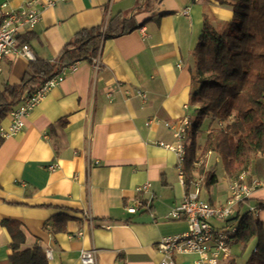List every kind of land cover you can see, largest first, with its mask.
Segmentation results:
<instances>
[{
  "label": "crops",
  "instance_id": "crops-1",
  "mask_svg": "<svg viewBox=\"0 0 264 264\" xmlns=\"http://www.w3.org/2000/svg\"><path fill=\"white\" fill-rule=\"evenodd\" d=\"M28 1L0 0V5L18 9ZM134 6L135 0H55L17 40L26 38L34 57L52 60L81 29L102 25ZM185 7L188 15L182 13ZM231 16L230 6L213 0L156 1L149 11L134 14L138 28L101 44L97 70L92 62H76L75 69L28 112L23 128L3 137L0 264H10L12 253L2 225L5 219L16 221L23 234L18 249L38 245L48 264H81L80 250L92 248L96 264H159V238L187 230L184 219H170L168 213L192 185L179 180L175 152L158 144L172 141L163 122L180 118L184 104L194 115V48L203 23L207 20L220 28ZM28 63L20 53L3 57L0 85L19 83ZM149 119L154 121L146 125ZM9 122L7 114L1 125L7 127ZM219 125L204 120L196 139L195 163L215 173L216 181L208 189L201 181L199 197L216 205L225 202L230 182L246 173L243 167L225 170L213 151L199 156L208 130ZM259 155L264 161V149ZM53 163L57 167L50 169ZM193 174V180H201L196 171ZM259 182L248 205L264 202V179ZM145 183L147 191L137 192ZM137 198L145 206L127 212L125 206ZM258 208L257 217L264 224V209ZM246 209L238 210L242 214ZM211 223L219 225L216 220ZM255 245L256 238L244 249L235 240L234 264L237 257L245 264ZM195 258L184 254L175 260L195 264Z\"/></svg>",
  "mask_w": 264,
  "mask_h": 264
},
{
  "label": "trees",
  "instance_id": "trees-1",
  "mask_svg": "<svg viewBox=\"0 0 264 264\" xmlns=\"http://www.w3.org/2000/svg\"><path fill=\"white\" fill-rule=\"evenodd\" d=\"M156 1L135 0L130 12L117 13L102 25L81 29L55 59H29L19 83L0 85V124L20 102L24 92L33 91L62 67L84 60L92 62L104 41L138 28L134 14L149 11ZM213 1L230 6L232 16L220 28L205 20L194 48L196 71L192 82L195 91L191 103L196 107L182 168L185 184L193 180L196 171L205 189L216 181L215 173L206 170L203 163L195 167L198 161L196 139L206 118L220 125L208 130L199 156L213 151L220 155L225 170L237 171L243 167L245 181L250 182L253 177L264 179V161L259 155L264 149V0ZM24 43L26 38L20 39L18 45ZM2 141L0 136V144ZM249 202V198L238 202L228 222L237 226L236 240L242 244V249L256 238L255 248L245 264H264V224L247 209L242 214L238 210L248 207ZM258 206L264 209V202L259 201ZM2 225L11 239L10 264H48L42 247L18 249L23 234L16 221L5 219Z\"/></svg>",
  "mask_w": 264,
  "mask_h": 264
},
{
  "label": "built area",
  "instance_id": "built-area-1",
  "mask_svg": "<svg viewBox=\"0 0 264 264\" xmlns=\"http://www.w3.org/2000/svg\"><path fill=\"white\" fill-rule=\"evenodd\" d=\"M55 0H30L23 8L6 9V4L0 5V70L3 57L11 53H20L28 59L34 55L27 44L18 45L17 37L20 33L30 31L40 19L41 11L52 6ZM39 2V3H38ZM38 3V6L35 4ZM189 8L185 7L182 13L188 15ZM77 63L62 67L55 75L36 87L33 91L24 92L20 102L8 113L10 122L7 127L0 124V136L6 137L20 131L24 126V119L28 112L45 96L54 86L58 85L68 71L75 69ZM94 70L99 68L97 58L93 59ZM143 98L144 94L139 93ZM185 113L174 121H164L163 124L170 130L172 141L158 144L175 152L177 156L176 172L179 180L184 182L183 158L188 142V133L193 123V115L189 105L184 104ZM149 119L146 125L153 122ZM57 167L56 163L49 165L50 169ZM246 174L230 182L228 195L224 203L211 204L199 197L201 187L200 177L192 180L191 189L183 195L182 200L168 213L173 220L184 219L187 230L179 235H165L159 238L156 249L162 259L159 264H177L175 257L184 254L196 256L195 264H234L231 247L236 240L238 228L228 222L238 202L249 198L251 193L260 185L259 180L251 178L245 181ZM149 183L137 188V192H145ZM145 206L143 200L135 199L125 210L135 213L139 207ZM247 211L257 217L258 206L248 205ZM216 220L219 225L214 226L211 221ZM81 264H96L95 249H81L79 252Z\"/></svg>",
  "mask_w": 264,
  "mask_h": 264
},
{
  "label": "rangeland",
  "instance_id": "rangeland-1",
  "mask_svg": "<svg viewBox=\"0 0 264 264\" xmlns=\"http://www.w3.org/2000/svg\"><path fill=\"white\" fill-rule=\"evenodd\" d=\"M188 142H189V135H188ZM237 264H242V262L240 261V259L238 257H237Z\"/></svg>",
  "mask_w": 264,
  "mask_h": 264
}]
</instances>
